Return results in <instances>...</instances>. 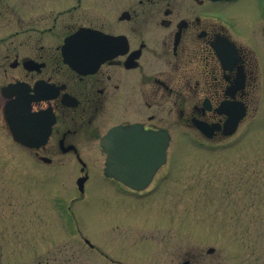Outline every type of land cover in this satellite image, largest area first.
Instances as JSON below:
<instances>
[{
    "label": "flooded vegetation",
    "instance_id": "af4514ba",
    "mask_svg": "<svg viewBox=\"0 0 264 264\" xmlns=\"http://www.w3.org/2000/svg\"><path fill=\"white\" fill-rule=\"evenodd\" d=\"M256 91L264 0H0L1 121L15 104L36 144L20 149L39 165L95 168L101 156L107 167L102 142L117 126L218 142Z\"/></svg>",
    "mask_w": 264,
    "mask_h": 264
},
{
    "label": "rangeland",
    "instance_id": "374dc122",
    "mask_svg": "<svg viewBox=\"0 0 264 264\" xmlns=\"http://www.w3.org/2000/svg\"><path fill=\"white\" fill-rule=\"evenodd\" d=\"M253 95L233 135H174L138 197L104 177L101 156L84 172L39 165L0 116V264H264V91Z\"/></svg>",
    "mask_w": 264,
    "mask_h": 264
},
{
    "label": "water",
    "instance_id": "95a60500",
    "mask_svg": "<svg viewBox=\"0 0 264 264\" xmlns=\"http://www.w3.org/2000/svg\"><path fill=\"white\" fill-rule=\"evenodd\" d=\"M4 111L5 121L14 140L35 147L33 140L21 137V133L24 134L25 131L18 128L16 105L10 103ZM243 114L244 112L241 111V115L238 114L231 119V132L235 130ZM25 130L30 133L28 129ZM168 142V134H143L139 126H118L110 130L102 142L108 156L105 175L135 190L147 188L155 173L167 162ZM87 242L90 244L89 241Z\"/></svg>",
    "mask_w": 264,
    "mask_h": 264
}]
</instances>
